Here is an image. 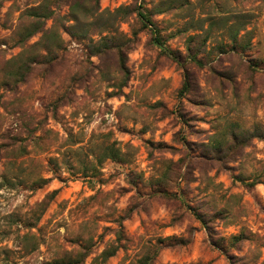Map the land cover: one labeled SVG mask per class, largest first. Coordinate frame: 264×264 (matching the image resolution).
Instances as JSON below:
<instances>
[{
  "label": "rangeland",
  "instance_id": "obj_1",
  "mask_svg": "<svg viewBox=\"0 0 264 264\" xmlns=\"http://www.w3.org/2000/svg\"><path fill=\"white\" fill-rule=\"evenodd\" d=\"M58 1L0 0V264H264V0Z\"/></svg>",
  "mask_w": 264,
  "mask_h": 264
},
{
  "label": "trees",
  "instance_id": "obj_2",
  "mask_svg": "<svg viewBox=\"0 0 264 264\" xmlns=\"http://www.w3.org/2000/svg\"><path fill=\"white\" fill-rule=\"evenodd\" d=\"M44 2V4H42V2ZM66 2V5L69 6V11L71 14V19L74 20V25L78 24L81 22V19L84 17H87L89 15H96L99 11V0H95L94 5L92 6L88 0H62ZM42 2L35 8L32 9L30 11V14L33 16L34 19V30L30 33L29 36H33L36 33L42 31V27H41V18H46V19H50L55 15V9L52 8V6H50L48 0H42ZM59 2L58 0H55V4L57 5ZM124 9V8H123ZM140 16L142 18H145L146 21H151L149 16L144 15V13L140 12L139 13ZM150 24H152V22H150ZM157 34H159V31H157ZM159 45H161L163 47V52L166 53L167 51H165L164 49V43L157 38L156 41ZM48 44V43H46ZM21 75H24V70L21 71L20 73ZM23 81V80H20ZM114 152V151H112ZM109 156L111 158H113L114 160L120 159L118 158V153H111L109 152ZM198 216L201 217V215L197 214ZM141 264H145L144 262H142Z\"/></svg>",
  "mask_w": 264,
  "mask_h": 264
}]
</instances>
